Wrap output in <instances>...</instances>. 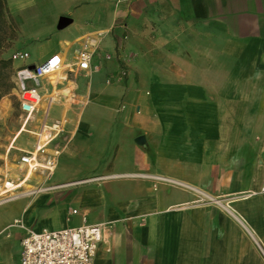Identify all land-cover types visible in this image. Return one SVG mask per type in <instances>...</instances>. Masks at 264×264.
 <instances>
[{"label": "crops", "instance_id": "1", "mask_svg": "<svg viewBox=\"0 0 264 264\" xmlns=\"http://www.w3.org/2000/svg\"><path fill=\"white\" fill-rule=\"evenodd\" d=\"M3 1L25 42L6 52L69 28L22 65L88 37L100 68L39 80L72 140L51 188L0 201V264L26 229L83 222L110 229L92 264H264V0Z\"/></svg>", "mask_w": 264, "mask_h": 264}, {"label": "built area", "instance_id": "2", "mask_svg": "<svg viewBox=\"0 0 264 264\" xmlns=\"http://www.w3.org/2000/svg\"><path fill=\"white\" fill-rule=\"evenodd\" d=\"M81 45L76 50L73 59L66 60L59 53L52 54L45 61L35 64L32 68L22 65L16 69L15 85L20 109L25 115V120L36 111L40 93L39 80L48 77L59 70H90L94 48L90 39H81ZM13 61H25L28 58L26 51H14L10 54ZM64 120L44 119L34 132L35 142L31 151L25 152L21 160L33 169L41 168L52 173L55 161L60 154L58 148L49 151V146L63 131ZM48 159L41 163L39 159ZM46 166L49 168H42ZM31 168V167H30ZM76 213V210H72ZM15 224L23 227L19 221ZM110 234L109 225L105 223L89 224L83 222L78 226L61 229L39 231L26 229L21 239L20 264H92L98 244Z\"/></svg>", "mask_w": 264, "mask_h": 264}, {"label": "rangeland", "instance_id": "3", "mask_svg": "<svg viewBox=\"0 0 264 264\" xmlns=\"http://www.w3.org/2000/svg\"><path fill=\"white\" fill-rule=\"evenodd\" d=\"M35 21L33 19H28L25 22L23 27L27 30L33 28L35 26ZM11 30L13 33V39L10 41V45L13 46V49H18L24 45V40L21 37V32H18L14 29ZM69 28L54 32L48 38H42L40 40L33 41L29 39L25 45H27L28 53L30 54V60L35 59L38 56V48L46 47L48 45H53L57 42L59 38H63L62 35L67 33ZM26 34H31L26 32ZM101 35V32L98 33ZM125 38V36L123 37ZM70 39V37H68ZM72 50H69L68 57L71 58ZM11 53V52H10ZM8 51L6 52V56L10 54ZM117 53V54H116ZM114 55L105 54L104 59L110 61L112 58L117 61V73L115 75L116 82L121 81L124 78L125 74V64L129 60V55H122L120 49L117 48V52ZM13 70H15L13 74V81L15 85V75L16 69L22 66L20 61H13ZM100 68L99 63H95L92 65L90 70H81L83 72H92L98 71ZM78 71V72H81ZM70 73L72 71L69 70ZM71 75H68V78H71ZM49 78V77H48ZM54 78V77H53ZM51 81L54 79L49 78ZM38 89H40V84H38ZM40 93V92H39ZM36 111L31 115V117L25 120V115L20 109V102L17 95L16 85L14 89L7 95H4L0 98V188L5 186L7 189V193L0 196V201H5L11 198V195H21L25 193L26 190H29V193L24 196H34L37 193L49 189L51 187L46 186L48 178L52 175L53 171L56 169L58 165V157L55 161V167L53 168L52 173H48L46 170L41 168H37V170L33 171L29 178L25 181V177L27 175L28 165L24 164L21 160V157L27 151H31L33 149V145L35 142L34 132L37 131L40 123L47 119L48 121L53 119H61L59 116L57 107L53 104L56 103V99L50 98L48 95L45 97H41ZM123 99L121 98L118 104V108H123ZM55 117V118H53ZM66 120V119H61ZM72 140L71 131L63 125V131L60 135L52 142L49 146V151L53 148H58L60 153L68 149ZM41 163L46 164L48 159H39ZM77 178V177H75ZM13 181L14 183H10ZM19 186V188L14 189ZM43 188V190H41ZM39 189V190H38ZM10 190H12L10 193ZM23 202V200H22Z\"/></svg>", "mask_w": 264, "mask_h": 264}, {"label": "trees", "instance_id": "4", "mask_svg": "<svg viewBox=\"0 0 264 264\" xmlns=\"http://www.w3.org/2000/svg\"><path fill=\"white\" fill-rule=\"evenodd\" d=\"M3 3L4 1L0 0V98L9 94L15 87L13 81L15 70L10 56H6V49L10 46L13 33L4 15Z\"/></svg>", "mask_w": 264, "mask_h": 264}, {"label": "bare ground", "instance_id": "5", "mask_svg": "<svg viewBox=\"0 0 264 264\" xmlns=\"http://www.w3.org/2000/svg\"><path fill=\"white\" fill-rule=\"evenodd\" d=\"M55 74V73H54ZM53 75V74H51ZM50 76V75H49ZM41 99V98H40ZM31 167V168H30ZM28 169H27V175L25 177V181L29 178V176L32 174L33 171H35V169H33V166H30ZM42 168H49V167H46V166H40ZM10 183H14L13 181H11ZM43 190V188H41ZM39 190V189H38ZM7 193V189L5 188V186H2V188H0V196L4 195ZM29 191H25V193L21 194V195H24V194H28Z\"/></svg>", "mask_w": 264, "mask_h": 264}, {"label": "water", "instance_id": "6", "mask_svg": "<svg viewBox=\"0 0 264 264\" xmlns=\"http://www.w3.org/2000/svg\"><path fill=\"white\" fill-rule=\"evenodd\" d=\"M68 23H69V20L66 19L65 17H62V18L59 20V22H58V26H59V27H64V26H66ZM33 66H34V65H31V66H29V68H32ZM137 140H139V139H137Z\"/></svg>", "mask_w": 264, "mask_h": 264}]
</instances>
